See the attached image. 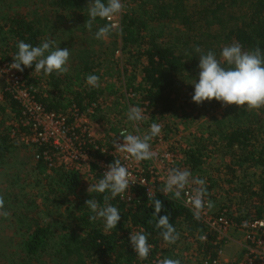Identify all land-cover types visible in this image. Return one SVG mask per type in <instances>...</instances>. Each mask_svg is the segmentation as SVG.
Masks as SVG:
<instances>
[{"label": "trees", "instance_id": "16d2710c", "mask_svg": "<svg viewBox=\"0 0 264 264\" xmlns=\"http://www.w3.org/2000/svg\"><path fill=\"white\" fill-rule=\"evenodd\" d=\"M49 1L48 5L51 8L49 14L51 12L68 13L70 19L66 34L68 38L78 37L79 34L87 32L88 28L84 25L89 18V0ZM186 1L188 0H154L153 3H149L147 0H142L138 9L125 8V11L117 16L120 18L121 25L118 31L112 32L114 38H117L114 39L111 49L97 50L93 46L94 42L99 41L95 38V33L108 23L106 20L97 18L91 29L95 40L90 43V47L81 50L84 57L80 59L77 71L74 70L72 74L65 77L63 75L58 77L55 73L45 76L43 73L36 74L33 65L32 68H25L23 71L26 85L38 89L34 92V96L48 111L60 113L68 111L73 105L85 111L95 104L97 106L94 109L97 114L94 118L103 119L108 123L109 118L105 113L107 109L101 107L98 98L105 93L117 94L114 91V85L93 88L87 84L86 78L90 74L99 76L94 69L96 66L98 68L99 65L105 64L117 52H122L124 55L126 48H130V57L134 63L127 59L128 63L134 67L140 63L143 81L142 84L135 86L136 77L134 74L130 75L126 82V93L132 91L139 94L140 101L121 95L120 97L129 102L123 104L116 102V107L122 104L125 112L131 104L140 108L145 107V113L149 114L152 120H155L158 114L164 117L177 112L180 107L185 109L184 105L188 101H182L183 103L179 104L180 93L183 88L188 89L191 99L194 88L185 87V82H195L199 78V71H197L199 57L194 51L195 47H201L205 53L209 50L214 51L219 57L222 50L219 44L224 39L230 43L238 41L244 50H254L259 46L264 52V0H200L201 7L194 13L183 9ZM104 2L106 3V0ZM24 5L28 6L29 2L19 3L21 7ZM224 5L229 10H226L227 18L220 15V13L225 14L222 13ZM13 11L8 9L5 15L0 17V63L13 62L12 56L18 52V41L23 40L33 46H39L42 41L48 40L45 36L52 31L48 28L50 19L48 21L47 18L46 20L40 17L34 19L21 11ZM195 15H198L196 20ZM170 21L180 22L187 31V36L182 43L164 40L166 31L161 26L165 27ZM64 31L59 28L57 38H62ZM223 31L225 32L222 33ZM98 59L101 62L97 61ZM120 61L116 64H120ZM119 70L121 71L120 68ZM124 70L127 71V69ZM120 71L117 77L110 71L105 76L118 80L123 77ZM0 94L2 95L0 98V166H2L14 151L28 146L18 138L22 133H28L30 129L23 124V108L20 102L3 89H0ZM223 109L221 117L216 119V130L211 129L207 135L202 133L196 138L195 145L185 150L183 164H179L180 169L184 167L192 175L203 171L206 160L211 156L209 153L215 148L212 147L214 145L217 150H225V154L231 155L239 164H245L248 168L264 167V140L260 139L264 134V108L258 112L234 105ZM110 129L115 133L119 131L112 125ZM215 137H218V143L213 142ZM34 150L39 156L36 162L37 173L47 179L48 189L51 192L60 194L67 187H79L80 180L77 173L66 172L63 168L50 170L49 162L44 155L45 151L52 150L50 145H35ZM231 165L227 167L235 173ZM96 177L98 181L101 179L99 173ZM208 181L209 183L211 181V185L205 187L207 196L211 199L210 190L216 182L210 178ZM258 182L260 190H250L247 204L244 209H240V214L235 216L236 222H242L243 218H264V174L260 176ZM105 194L110 195V193ZM105 194L94 192L78 196L69 214L72 231H58L53 224L43 223L42 217L35 211L17 215V223L23 233V249L27 257L35 260L49 255L64 261L71 260V264H158L160 260L166 258V255L171 254L170 250L163 247L166 242L160 235L161 230L155 227L157 220L153 218L154 204L149 201L144 187H136L132 203L123 201L119 196L110 200V203L119 209L121 220L117 228L107 233L104 231L102 219L90 222L89 217L93 213L86 207V201L92 198L98 200L103 206ZM156 198L163 204L159 215H170V223L179 234L184 226L192 237L196 235L200 237L205 233V227L194 218L193 212L180 199L174 198V194L170 193L166 196L158 191L153 200ZM243 212H246V215ZM140 231L148 234V242L152 245L147 260H140L137 257L130 242L131 232ZM82 233L84 234L81 237ZM212 240L213 237L203 245L198 242L200 246L198 248L204 249L206 253L215 257L222 244L214 245Z\"/></svg>", "mask_w": 264, "mask_h": 264}, {"label": "rangeland", "instance_id": "374dc122", "mask_svg": "<svg viewBox=\"0 0 264 264\" xmlns=\"http://www.w3.org/2000/svg\"><path fill=\"white\" fill-rule=\"evenodd\" d=\"M29 2L28 6L21 7L19 3ZM142 0H122L126 9H138V5ZM149 3H153L154 0H147ZM49 0H0V17L5 15L8 9L11 11H21L29 15L30 18H43L49 21L50 28H60L65 30L61 43H56L61 49H70V58L73 60L74 46L90 47V43L95 40L93 34L89 29L86 33L79 34V38L76 41H81L78 44L64 42L70 40L68 38L67 30L70 25V21L63 15V12L49 14L51 8H49ZM229 3L227 2V5ZM10 7V8H9ZM200 0H188L183 6V9H188L191 12H195L200 9ZM224 10L220 15L223 18H227L228 8L224 5ZM157 9V8H155ZM158 10V9H157ZM227 10V11H226ZM10 11V10H9ZM226 11V12H225ZM194 19H198V15L194 16ZM66 23V24H65ZM45 25V24H44ZM216 26V25H215ZM167 42L174 40L176 43H182L187 36V31L182 27L180 22H167L165 27ZM160 27V28H161ZM49 28V27H48ZM217 29V28H216ZM223 31L222 33H224ZM177 37V38H175ZM117 38V37H115ZM114 34L109 35L107 40L100 39L98 42H94V47L97 50L111 49L114 41ZM175 38V39H173ZM222 40L219 44L220 48L226 45H230L229 41ZM120 43V39H118ZM92 47V46H91ZM130 48H126L124 55L122 52H117L118 59L121 63L120 66L116 64H102L99 65L98 70L103 76L108 70L117 77L119 68L127 69L125 77L118 79L120 85L127 82V78L136 73V76H141L139 64L136 67L128 63L133 61L131 59ZM220 57V55H219ZM218 57V58H219ZM97 61L101 62L100 59ZM73 61L69 60V64ZM132 63V62H131ZM134 63V61H133ZM199 62H197V71ZM109 65V67L107 66ZM139 65V66H138ZM111 66V67H110ZM70 67V66H69ZM141 67V66H140ZM106 82L100 79V83ZM185 87H193L194 81H186ZM188 85V86H187ZM3 88V81L0 80V89ZM188 89H182L180 93L179 104L182 101H188V105L185 109L180 107L177 112L167 115V118H162L161 115H157L155 120H152L149 114L144 113L147 119L139 124V132L134 127V122L129 121L127 113L119 107L118 109H107L105 111L109 122L106 123L103 119L95 121L93 125V133L103 140H111L110 135L115 134L110 128L111 125L118 130L122 128L128 129L130 134L143 135L148 132L152 123H158L161 125L162 132L165 134L163 145H159L161 150L173 149L180 147V154L184 157L185 148H189L195 145L196 138L205 133L207 135L210 130H216V119L220 118L223 113V108L215 100L211 102H204L203 105H197L189 98L190 92ZM194 89L191 94H193ZM134 101H140V96ZM131 106H136L131 104ZM117 115V116H115ZM264 117V113H263ZM114 118V120H112ZM261 141L264 140V134L261 136ZM213 142L218 143V137L213 138ZM213 151L209 153L211 156L206 160L203 166L204 170L196 172L192 175L193 178L204 179L206 183H209L208 179L214 180L216 183L212 186L210 193L212 195L211 201L214 202V209H218L222 206H228L231 210L240 211L244 209L246 202L249 199L250 190H260L258 180L260 176L264 174V167L260 168H248L245 164H239L236 159H233L231 155L225 154V150H217L216 146ZM219 147V145H218ZM183 159V158H182ZM37 155L34 150V146L28 145L21 147V149L14 151L9 160L2 166H0V196H3L5 200V209L10 212V217L5 219L0 216V264H71V260L64 261L61 258H54L49 255H45L41 258L30 259L27 257L23 249V233L20 226L17 223V215L28 211H35L42 217L43 223H51L58 231H72L73 227L69 224V214L72 211L78 196H83L87 192L90 184L97 183V177L93 179L87 178L84 171L79 174L80 185L77 188L67 187L63 193L56 194L48 189V181L45 177L40 176L36 169ZM136 162V161H135ZM147 164H154L152 160H145ZM183 160L180 163H182ZM140 163V162H139ZM178 164V165H179ZM183 164V163H182ZM180 164V165H182ZM232 164V168L235 173L228 169L227 165ZM181 170H185L183 167ZM211 185V181L209 183ZM207 187V184H205ZM237 189V190H236ZM87 195V194H86ZM255 197V196H254ZM164 249L171 251L170 255H166V258L179 259L181 264H195L196 262V247L185 240H177L175 244H164ZM169 247V248H168ZM224 258L234 259L239 258L242 255V237L238 230H233L231 233V240L225 245ZM164 259V258H163Z\"/></svg>", "mask_w": 264, "mask_h": 264}, {"label": "clouds", "instance_id": "9594fccd", "mask_svg": "<svg viewBox=\"0 0 264 264\" xmlns=\"http://www.w3.org/2000/svg\"><path fill=\"white\" fill-rule=\"evenodd\" d=\"M89 15L85 27L91 31L93 23L100 18L106 20L104 26L100 27L95 33V38L107 40L109 35L119 30V26L114 22L115 18L125 11L122 0H89ZM194 51L199 57V78L194 83V93L192 101L197 105L213 100L220 102L222 107L237 106L246 108L248 111H259L264 108V52L257 46L254 50H244L238 41H233L230 45L222 47L218 58L214 51H207L197 46ZM13 63L9 65V70L15 69L23 73L25 68L35 66V73H43L51 76L55 73L58 77L69 72L70 49L56 45L55 40L42 41L39 46H33L23 40L18 41V52L12 56ZM86 82L93 88L100 86V78L90 74ZM127 117L134 122L137 132L139 124L144 122L147 117L143 109L138 106H131L128 109ZM162 132L161 125L152 123L147 133L143 135L121 133L123 143L119 140L113 141L116 151L129 154L135 161L153 160L156 153L152 150L151 141L158 137ZM107 171L102 175L103 178L95 184H90L87 192L110 193L103 195V206L95 198L86 201V207L90 209V222L98 219L104 221V231L110 232L117 228L121 220L119 209L110 203V200L120 197L125 199V194L136 181L132 178V173L128 168L121 164L119 159L108 164ZM142 183V182H141ZM206 181L200 178H193L188 170L173 168L168 171L166 184L161 192L168 196L174 194V198L179 200L182 193L187 196L186 203L191 205L193 216L196 220L201 219L202 213L207 208H214V202L205 200L208 195L205 187ZM195 185V187H192ZM187 189V191H186ZM151 188L148 191V198L154 204L155 211L153 218L157 220L155 227L160 229V235L168 244H175L180 238L172 223L170 215L160 216L163 204L159 199L153 200ZM131 198V197H130ZM0 216L5 219L10 217V212L5 209V200L0 196ZM151 222V221H150ZM84 233L81 234V237ZM199 239L204 241L205 236ZM131 246L140 260H147L152 250V245L148 242V234L143 231L131 232ZM158 264H181L179 259L164 258Z\"/></svg>", "mask_w": 264, "mask_h": 264}, {"label": "built area", "instance_id": "2783aa9c", "mask_svg": "<svg viewBox=\"0 0 264 264\" xmlns=\"http://www.w3.org/2000/svg\"><path fill=\"white\" fill-rule=\"evenodd\" d=\"M114 22L120 28V18L116 17ZM11 63L13 62L0 63L2 89L20 102L23 108V124L30 129L28 133H22L18 139L26 145H50L52 150L44 152L50 170L63 168L66 172L78 175L85 170L84 174L89 179H93L97 173L103 178V173L108 170L106 166L113 163L115 159H119L121 164L132 173L133 180L136 181L126 192L125 199H122L127 203H132L136 187H144L147 196L151 188L154 198L158 191L161 192V189L165 187L168 171L179 168V162L184 159L180 154V147L174 148V150L159 148V145L164 141L165 134L163 132L150 142L152 150L156 153V157L152 160L154 164L150 165L144 161L135 162L129 154L118 152L113 147L114 140L123 143L121 133L130 134L128 129L122 128L118 133L110 135L111 140L99 139L92 130L95 121H97L94 118L97 114L94 109L97 106L95 104L85 111L75 105L68 111L60 113L46 110L34 96V92H37L38 89L26 85L23 73L15 69L9 70ZM127 96L138 99L140 95L130 91ZM0 98H2L1 94ZM98 103L101 104L100 101ZM101 107L105 109L106 104H101ZM142 109L145 113L146 108ZM180 200L191 210V205L186 203L187 196L184 193ZM205 200L211 199L206 196ZM243 213L246 215V212ZM238 214L240 211L231 210L228 206L211 210L206 208L201 219L198 220L206 229L202 235L206 237L204 241H201L198 235L192 237L187 227L184 226L180 232L179 240L188 241L196 247L195 264H264V218H243L242 222L238 223L235 220V216ZM233 230H238L241 233L242 255L239 258L227 259L224 258L223 247L231 240ZM211 237H213L214 245L222 244L215 257L206 253L204 249L198 248L200 247L198 242L203 245Z\"/></svg>", "mask_w": 264, "mask_h": 264}, {"label": "crops", "instance_id": "0c3cea01", "mask_svg": "<svg viewBox=\"0 0 264 264\" xmlns=\"http://www.w3.org/2000/svg\"><path fill=\"white\" fill-rule=\"evenodd\" d=\"M63 14H67V15H65V17H67L68 18V20L70 21V19H69V16H68V13L67 12H65V13H63ZM66 24V23H65ZM70 26V25H69ZM49 29H51L50 28V26H49ZM58 29L59 28H52L51 30V32L50 33H48V36H45V38L46 39H51V40H55L56 41V43H61V41L60 40H63L62 38H57V36L59 35V32H58ZM57 32V33H56ZM54 34V35H53ZM77 39H80L79 37H73V38H70V40H66V41H64L65 43L66 42H69V43H71V45H73V44H78V43H80L81 41H76ZM79 46H74L73 45V52H74V58H73V60L70 58V60L71 61H73L71 64H69V72L67 73V74H63V76L65 77V75H70V74H72V72L74 71V70H78V69H76V68H78V66L80 65V59L82 58L83 59V57H84V54H82L81 53V50H83V48L85 49L86 47H80V48H78ZM71 55V54H70ZM111 61H113V62H117V61H120L119 59H118V55H116L115 54V56L112 58V59H110ZM110 60H107V62L106 63H110ZM120 63H121V61H120ZM112 64H114V63H112ZM119 66H120V64H118ZM108 67H109V65H107ZM97 67V66H96ZM95 67V68H96ZM111 67V66H110ZM94 68V69H95ZM137 68V67H136ZM94 69H93V71H94ZM97 70H98V68H96ZM139 69H140V72H141V76H136V73H134V76L136 77V79H135V81H134V85L135 86H138L139 84H142V81H143V77H142V66L140 67L139 66ZM98 73H99V76H102L103 77V79H101L102 77H99L100 79H101V81L102 80H105L106 79V82H103V83H100V87H102V88H105V87H107V85L108 84H113L114 85V91H116V93L117 94H107V93H105V94H103V95H101L99 98H98V101H100L101 102V104H103V105H105L106 104V109H111V108H116V109H118L119 107H121L120 109H122L123 108V110H124V106H122V104L125 102H129V100H127V99H123L122 97H120L121 95H125L126 96V98H128L127 97V93H126V84L125 83H123V84H121L120 85V83H119V81L118 80H114L113 78H108V77H106V76H103V74H101L100 73V71H97ZM109 72V70L105 73V75L107 74ZM121 74H122V78H124L125 77V73L127 72V71H125L124 69H121ZM132 75V74H131ZM113 77V76H112ZM76 88V87H75ZM117 96H119V97H117ZM116 102H120V103H122V104H119V107L117 108L116 107V105H115V103ZM131 107V105L130 106H128V109ZM128 111H126L125 113H127ZM127 115V114H126ZM115 116H117V115H115ZM168 116L166 115V116H164V117H162L163 119L164 118H167ZM112 120H114V118H112Z\"/></svg>", "mask_w": 264, "mask_h": 264}]
</instances>
